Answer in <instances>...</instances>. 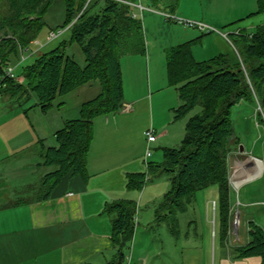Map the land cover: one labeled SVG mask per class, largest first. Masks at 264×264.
<instances>
[{"label":"trees","instance_id":"obj_1","mask_svg":"<svg viewBox=\"0 0 264 264\" xmlns=\"http://www.w3.org/2000/svg\"><path fill=\"white\" fill-rule=\"evenodd\" d=\"M125 1L136 0H0V8L5 10L0 11V92L20 99L32 94L36 97L32 106L45 113L57 97L82 85L98 81L100 87L95 97L79 105L78 117L66 119L54 131L55 144H42L40 164L50 168L42 176V198L48 197L65 176L86 174L93 119L116 113L123 104L120 59L125 54L145 53L142 21L133 16L134 6ZM259 12H264V0H257L256 13ZM48 16L52 18L47 24L50 32H69V38L46 51H37L31 62L22 65L17 73L22 75V82L8 76L2 79L3 63L19 58L16 43L28 47L48 22ZM231 35L237 52L233 58L222 53L197 61L186 43L165 49L167 82L175 86L179 99L174 120L197 105L200 110L187 119L185 135L178 146L162 147L159 163L147 161L145 171L127 176V187L136 190H141L150 176H168L169 188L160 207L167 210L173 230L177 227L176 213L187 209L196 192L216 185L222 241L231 218L228 155L240 143L231 107L240 100L251 104L257 101L264 114V24L256 26L252 33ZM72 43L80 47L83 65L67 53ZM105 207L107 212L115 213L112 239L121 252L132 239L136 203L119 200ZM248 235V242L235 246L233 252L238 258L261 256L264 264V230L250 223Z\"/></svg>","mask_w":264,"mask_h":264},{"label":"crops","instance_id":"obj_2","mask_svg":"<svg viewBox=\"0 0 264 264\" xmlns=\"http://www.w3.org/2000/svg\"><path fill=\"white\" fill-rule=\"evenodd\" d=\"M140 15L148 22L156 17L144 12ZM165 21L166 25L169 24ZM144 28L147 29L146 26ZM144 42V54H126L120 59L122 106L130 104L131 109L123 111L121 107L116 113L93 119L86 174L65 176L48 197L42 198L44 190L40 186L42 176L50 170L40 164L43 160L41 146L48 145L40 137L44 128L31 125L32 132L30 125L25 124V131L21 133V124H13V119L20 116L6 115L0 109V264H263L261 256L238 258L232 249L248 242L250 223L264 230V198H239L240 207L243 208L232 212L229 221L231 227L224 241L220 235V216H217L216 222L215 212L212 214V227L207 226V210L198 212L199 227L194 229L197 230L194 237L187 233L183 241L178 237V215L177 227L173 230L165 209L163 214H157L158 218H148L145 227L143 213L139 216L135 211L131 241L123 246L121 252L113 242L112 219L115 213L107 212L106 204L119 200L138 202L136 195L130 191L136 189L127 187V176L145 170L152 156L151 153L145 157L147 145L158 148L169 145L167 137L177 121L173 115L179 99L175 86L167 82L164 60V49L169 45H157L154 64L146 35ZM20 105L18 109L27 114L28 110ZM12 109L8 106V110ZM36 109L43 113L38 106H34L33 110ZM149 129L153 130L156 138L148 144L146 131ZM21 136L23 141L29 140L40 149V162H35V166L34 162L27 166L14 162L13 153L22 144ZM239 152L240 156L248 153L243 144L239 145ZM8 153L9 157L12 156L11 162L3 160ZM249 154L258 158L262 166H257L255 158H250L248 162L252 160L253 164L241 167L240 175L246 171L252 173L256 167L257 170L249 179L245 178L246 181L260 174L263 167L260 157ZM36 165L43 169L39 183L21 184L19 173L22 170H36ZM242 180L235 183L240 184ZM198 199L195 198L194 202L197 203ZM201 201L208 206V198ZM212 204L215 205V202ZM246 208L251 209L247 211ZM234 218L237 219V228L231 224ZM155 219L163 220L165 229L174 238L166 236L161 243L154 245L149 240H143V231Z\"/></svg>","mask_w":264,"mask_h":264},{"label":"rangeland","instance_id":"obj_3","mask_svg":"<svg viewBox=\"0 0 264 264\" xmlns=\"http://www.w3.org/2000/svg\"><path fill=\"white\" fill-rule=\"evenodd\" d=\"M140 1L143 6L148 7L149 9L140 11L138 7L134 6L132 7V10L133 14H137L138 18H140L142 21L144 39L146 35L150 41L149 51L151 53V60L154 62V64L156 63V47L160 44L167 46L173 44L174 46L186 43L188 49H190L192 53L193 58L197 61L207 60L222 53L228 54L233 58L237 55V52L230 40L232 36L231 34H236L237 32L249 34L254 31L256 26L259 24H264V12L256 13L257 0ZM0 11L4 12L5 10L0 8ZM142 12L150 13L156 17H153L152 21L148 22V19L144 21L142 15H140ZM155 12H158V14ZM161 13L172 14L180 19H183L184 21L197 23L202 22L210 26L211 30L208 32L205 30H200L198 27L186 25L185 23H177L174 21L170 22ZM47 20L48 22H46V24L39 31L37 37H34L30 41L28 47L22 46L19 42L16 43L18 45L19 51L20 48L24 49L23 53L26 56L24 60H20L21 58L19 53L18 59L11 58L10 60L3 63L2 67H5L6 65L15 67L14 71L17 78H13L14 82L23 81L22 75L17 73H19L22 65L32 61L37 51H46L54 47L60 40L69 38V32H64L56 37H53V32H50V28L47 25L48 23L51 24L52 18L48 16ZM164 20H166L165 22L167 23L169 22V24L166 25ZM145 26L147 27L146 30L144 28ZM2 34L3 33H0V38L2 37ZM66 51L68 54H71L80 65L84 64V55L76 43H72L71 45L67 46ZM4 77L6 76H3L2 79ZM99 89L100 87L98 81H92L82 85L65 95L57 97L53 101V106L48 111H46L45 114L41 113L37 109L33 110L34 106L32 105L36 102V97L32 94L28 99H25L24 97L20 99L16 98L15 96H11L10 93L0 92V109H2L6 115L8 113L11 116H20V118L13 119V124L15 125L17 122L18 125L21 124V127L19 128L21 133L25 131V129L23 130V125L25 124L30 125V127L33 125L44 128L41 129L42 132L40 137L44 139L46 144L53 145L55 144L53 132L63 126L65 119L78 117V105L95 97L99 92ZM60 102H62V104ZM20 103V107L27 108L32 106L28 110L27 114H24L22 111H20V109H18V104ZM8 106L9 108L13 107V109L8 110ZM199 110L200 107L197 105L185 116L178 119L176 124H174L170 130L169 136L167 137L169 145L161 146V148L178 146L185 135V124L187 119ZM255 110L256 104H251L245 100H240L231 107V119L235 134L240 139L239 145L243 144L248 153H245L244 156H240L239 147L235 148L228 155L229 171L233 172L235 168H241L246 166L248 163H252L248 162L251 157L249 152L253 156L260 157L263 161V167L261 173L258 176L241 182L240 184H236L234 181H229L228 179L229 205L230 208L232 207L231 213L233 211L237 212L239 208H243L240 207L239 198H254L255 200L264 198V125H256L257 112L255 113ZM258 114L260 115L259 118H262V114ZM103 117H105V115H103ZM35 132H37V130ZM20 143L22 144L18 147V150L15 149L14 153L12 152L14 155V162H19V165L21 166L33 165V162V166H35V162H40L38 155L40 149L38 145L33 146L30 141L26 139L23 141L22 136L20 137ZM150 147L152 156L149 157L148 161L159 163L162 160V149L153 145ZM8 155L10 154H5V156H3V160L11 162L10 159L12 156L9 157ZM254 161L257 166L258 164L261 165L260 160L258 161L255 159ZM261 166L259 168H261ZM36 167V170H22L19 173L21 184L39 183L43 169L38 168V165H36ZM229 171L228 176L230 177ZM237 175L238 172L235 173L236 177ZM240 178H242V176H240L239 179ZM168 188V176L165 173H161L159 175L150 176L145 181V184L141 190H130L136 195V199L138 201L136 203V214L138 213L140 216L143 213L144 227L146 226V221L148 218L157 217V214L161 215L166 211L160 207V203L162 201L163 194L168 190ZM195 198H199L197 203L193 201L187 205V209L184 212L176 213V216L178 215V223L180 225V234L178 237H180V239L183 241L187 233L189 236L194 237V232L197 231L194 229L199 227V220L197 218L198 212L204 213L207 210L209 213V225L207 226L209 227H212V214H214V212L216 213V222L217 216H219L220 207L216 185H210L207 188L197 191ZM207 198L209 203L208 206H205V200L203 202L201 200ZM213 201L215 202L214 207L212 204ZM250 209L246 208L247 211ZM156 210L158 213H156ZM190 220H193V222ZM150 225L151 226H149L146 231H143V240H149L150 243L154 245L157 242L161 243V240L165 239L166 236L173 237L170 231L165 229V223L163 220L155 219ZM214 227H216L215 223Z\"/></svg>","mask_w":264,"mask_h":264},{"label":"built area","instance_id":"obj_4","mask_svg":"<svg viewBox=\"0 0 264 264\" xmlns=\"http://www.w3.org/2000/svg\"><path fill=\"white\" fill-rule=\"evenodd\" d=\"M125 2H127V1H125ZM127 3H130L131 5H133V6H135V7H138V9L140 10V11H143V10H145V9H148L147 7H145V6H143L142 5V3H141V1L140 0H136L135 2H127ZM167 19H170V20H172V21H174V22H177V23H185L186 25H191V26H193V27H198L200 30H205V31H210L211 30V28H210V26H208V25H206V24H204V23H202V22H191V21H184L183 19H180V18H178V17H176V16H174V15H172V14H167V13H162ZM133 16H136L135 14H133ZM61 33V31H59L58 33H52V35H53V37H56L58 34H60ZM23 51H24V49H21L20 48V60L22 61V60H24L25 58H26V56L24 55V53H23ZM15 67H13V66H10V65H6L5 67H3V75L2 76H8V77H11V78H17V76H16V74H15ZM246 78H247V81H248V83L250 84V82H249V79H248V77L246 76ZM123 109L124 110H130L131 109V105L130 104H124L123 106ZM257 112V114L258 113H261L262 114V121H260L258 118H257V116H256V125H258V126H260V125H264V114H263V112H262V109H261V107H260V105H259V103L256 101V110H255V113ZM260 122V123H259ZM146 137H147V143L149 144L150 142H152V141H154L155 140V134L153 133V130L152 129H149V130H147L146 131ZM150 154H151V149H150V146L149 145H147V147H146V151H145V157L147 158L148 156H150ZM251 158H255V157H251ZM255 159H258V158H255ZM230 169H231V167H230ZM239 170H241V168H235L234 170H233V172L232 171H229L230 172V177L228 176V179H229V181H237V180H239V177L240 176H242V178H240V179H243L241 182H244V181H246V179L245 178H247V179H249V176H251L252 174H254L255 172H256V170H257V167H256V169H254L253 171H252V173L250 172V171H246L244 174H242V175H240V173H239ZM236 172H238V175H237V177L238 178H235V173ZM245 174H247V175H245ZM259 174H257V175H254L253 177H255V176H258ZM253 177H250V178H253ZM214 206V205H213ZM230 212H231V209H230ZM232 214V213H231ZM231 224H232V226L235 228H237V219H235L234 218V220L231 222ZM230 227L231 226H229V229H228V232H229V230H230Z\"/></svg>","mask_w":264,"mask_h":264},{"label":"bare ground","instance_id":"obj_5","mask_svg":"<svg viewBox=\"0 0 264 264\" xmlns=\"http://www.w3.org/2000/svg\"><path fill=\"white\" fill-rule=\"evenodd\" d=\"M250 158H251V157H250ZM251 162H252L251 164H253V161H252V160H251ZM249 164H250V163H249ZM251 166H252V165H251Z\"/></svg>","mask_w":264,"mask_h":264}]
</instances>
